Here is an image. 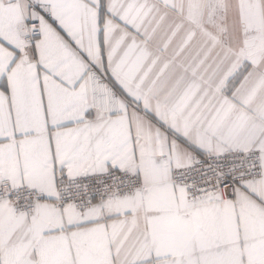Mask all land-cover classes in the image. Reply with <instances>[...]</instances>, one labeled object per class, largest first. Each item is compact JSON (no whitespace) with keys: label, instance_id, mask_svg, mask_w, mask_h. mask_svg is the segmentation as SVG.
I'll list each match as a JSON object with an SVG mask.
<instances>
[{"label":"snow or ice","instance_id":"6c2138e0","mask_svg":"<svg viewBox=\"0 0 264 264\" xmlns=\"http://www.w3.org/2000/svg\"><path fill=\"white\" fill-rule=\"evenodd\" d=\"M0 264H264V0H0Z\"/></svg>","mask_w":264,"mask_h":264}]
</instances>
